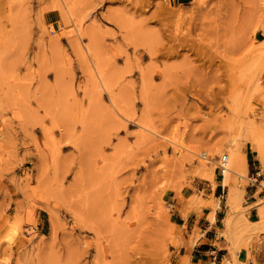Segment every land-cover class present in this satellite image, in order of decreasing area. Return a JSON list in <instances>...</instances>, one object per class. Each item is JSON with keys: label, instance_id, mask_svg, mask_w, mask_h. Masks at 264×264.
Here are the masks:
<instances>
[{"label": "rangeland", "instance_id": "374dc122", "mask_svg": "<svg viewBox=\"0 0 264 264\" xmlns=\"http://www.w3.org/2000/svg\"><path fill=\"white\" fill-rule=\"evenodd\" d=\"M220 205L264 234V0H0V264H191Z\"/></svg>", "mask_w": 264, "mask_h": 264}, {"label": "crops", "instance_id": "0c3cea01", "mask_svg": "<svg viewBox=\"0 0 264 264\" xmlns=\"http://www.w3.org/2000/svg\"><path fill=\"white\" fill-rule=\"evenodd\" d=\"M244 154L250 173L258 179L263 170L258 150L253 147L251 142H248ZM254 186L248 188V199L243 208L248 209L246 217L255 223L260 221L258 203L261 197H257V188ZM218 190H221L220 186ZM227 218L226 207L220 205L216 211L214 223L208 225L192 249L191 264H230L231 260L234 262L233 264H264V234L261 233L252 239L238 237L237 241L241 245L233 249L232 237H228L224 233L219 234V230L228 231L225 225L222 228L218 226L219 222Z\"/></svg>", "mask_w": 264, "mask_h": 264}, {"label": "bare ground", "instance_id": "6f19581e", "mask_svg": "<svg viewBox=\"0 0 264 264\" xmlns=\"http://www.w3.org/2000/svg\"><path fill=\"white\" fill-rule=\"evenodd\" d=\"M96 79H97V78H96ZM199 155H200V157L206 159L207 161H209V162H213L212 155L209 153V151H207V150H203V151L201 152V154H199ZM219 165L222 166V167L224 168V172L221 173V176L224 177V176H225V173L229 170V168H228V156L225 155V156L221 159Z\"/></svg>", "mask_w": 264, "mask_h": 264}, {"label": "built area", "instance_id": "2783aa9c", "mask_svg": "<svg viewBox=\"0 0 264 264\" xmlns=\"http://www.w3.org/2000/svg\"><path fill=\"white\" fill-rule=\"evenodd\" d=\"M220 170L222 173L224 172V168L222 166H220Z\"/></svg>", "mask_w": 264, "mask_h": 264}]
</instances>
